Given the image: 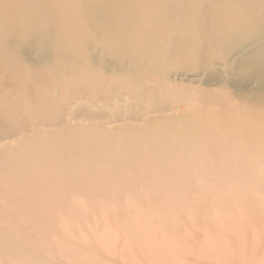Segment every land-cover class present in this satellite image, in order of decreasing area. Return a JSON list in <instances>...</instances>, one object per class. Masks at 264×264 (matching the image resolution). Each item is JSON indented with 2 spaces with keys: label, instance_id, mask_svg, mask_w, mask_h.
Here are the masks:
<instances>
[{
  "label": "rangeland",
  "instance_id": "1",
  "mask_svg": "<svg viewBox=\"0 0 264 264\" xmlns=\"http://www.w3.org/2000/svg\"><path fill=\"white\" fill-rule=\"evenodd\" d=\"M70 1L0 45V264H264V0Z\"/></svg>",
  "mask_w": 264,
  "mask_h": 264
},
{
  "label": "bare ground",
  "instance_id": "2",
  "mask_svg": "<svg viewBox=\"0 0 264 264\" xmlns=\"http://www.w3.org/2000/svg\"><path fill=\"white\" fill-rule=\"evenodd\" d=\"M42 1L43 0H0V45L7 46L8 48H11L13 46L16 47V45L19 46L20 43H17L14 41H16L17 34L21 32H25L24 34H29V33L45 34L48 31L40 33V30L45 28V25L48 23L49 20L53 19V20H57L58 22H60V20L62 21L65 18V13L72 14L74 11L72 7H75V3H73L70 0H66L65 2L64 0H47L45 3H43ZM122 1L123 0H121V2ZM132 1L134 2L135 8L139 10L141 13L144 10V3H143L144 1L143 0H132ZM175 1L179 4L183 2V0H160V3H162V5H165V4L175 2ZM101 2L102 3L99 4L98 7L96 5H94V8H93V5L89 6L90 8L92 7L91 10L94 15L96 16L103 15L104 17L106 15L108 18H110V14L109 13L105 14V12L102 9L112 11L114 13L117 12V8L114 6V0H106L105 2L106 4L105 3L103 4V0H101ZM212 2L214 6H217V7L220 6L218 7L217 10H220L222 12H227V11L230 12L234 8L235 5H238V4L247 5L249 3L248 0H212ZM39 3L41 7H39ZM43 16H45L46 18L42 19ZM86 26L87 28H91V23L87 22ZM110 26L114 27L113 25H110ZM19 27H21L22 31H19ZM35 27L36 29H34ZM4 37H7V40H4L3 39ZM46 39H48V36L46 37ZM36 43L38 42H33V40L31 41V45L36 44ZM0 54L1 55L4 54L6 58L9 57L4 52H0ZM117 54L118 56L122 55L121 52ZM80 66L81 65L79 64L78 68ZM7 67H9V61L7 60L1 61V58H0V76L3 77V80L5 81H7L9 77L8 78L7 76L4 77L5 73L3 72L4 71L3 68L7 69ZM45 68L46 69L34 70L33 75H36V76L35 78L34 76L32 78H34L35 80L37 77H42L45 75L48 76L51 73L53 74L51 66H46ZM79 70H80V73L83 72L81 68H79ZM30 76L32 75L30 74ZM14 78L17 79L16 76H14ZM8 88L9 87L5 86V90ZM40 89L41 88H38L36 90L38 93L37 92L32 93V91H31V94L27 91H25L24 93L26 95L30 94L29 95L30 98H32V95L34 94V97L36 100L39 98V95L41 93V91H39ZM6 96L7 94H5V97Z\"/></svg>",
  "mask_w": 264,
  "mask_h": 264
}]
</instances>
